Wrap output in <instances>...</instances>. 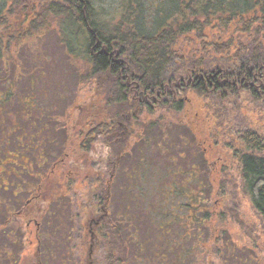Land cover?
Here are the masks:
<instances>
[{
    "label": "trees",
    "instance_id": "1",
    "mask_svg": "<svg viewBox=\"0 0 264 264\" xmlns=\"http://www.w3.org/2000/svg\"><path fill=\"white\" fill-rule=\"evenodd\" d=\"M101 1L104 0H0V61L3 64L11 61V70L16 76L21 66L13 61V54L21 52L31 38L36 41L56 29L58 33L54 36L64 49L67 61L72 64L80 61L85 65L83 74L79 73L80 79H89L91 85H98L107 96L106 105L112 108V114L106 117L97 111L86 125L99 130L98 134L110 147L107 159L112 158L114 162L127 160L129 156L132 158L135 153L132 149L130 154L128 141H122L123 130L120 127L114 130L112 121L115 118L131 117L135 126H144L145 129L150 116L159 114V122L164 123L168 115L183 112L190 101H200L201 107L212 117L222 120L215 124L224 138L222 140L228 141L234 131L238 140H233L231 147H235L237 141L243 146L241 150L233 151L238 163L237 190L249 198L264 225V0H159L149 18L145 12V0H122L119 15L112 17L97 5ZM13 13L18 15L17 24L11 17ZM3 64L0 72L8 71L7 64ZM36 72L33 76L39 74L38 70ZM66 116L67 112L61 116L60 124L65 125ZM226 123L228 128L223 126ZM209 137L212 142L216 141L215 132ZM137 139L132 144L141 155L144 150L141 145L145 148L151 144L148 141L141 143L143 138L139 134ZM118 141L120 143L115 144ZM72 146L70 141L67 150L73 151L75 147ZM88 151L87 146L82 149L83 153ZM153 151L163 155L166 147L158 144ZM90 156L81 154L82 169H93L95 160ZM205 157L206 154H202V158ZM144 159L141 157L139 161ZM98 168L102 181H105L111 172L116 176L118 166L116 164L113 168L106 162L105 167L99 165ZM61 169L51 173L36 204L45 205L52 215L63 209L61 201L69 199L73 227H66L64 231L63 221L56 227L68 234L65 242L69 237L75 239L82 220L77 199L82 185L75 180L82 176L63 166ZM191 175L194 176L193 173L185 176ZM190 179L179 184L183 198L189 197L186 185L192 181ZM200 180L196 181V190L203 193L207 188L206 194L210 196L214 191L209 187L210 178ZM224 180L227 177L222 182ZM102 181L100 184H104ZM101 190L96 194L97 209L101 206L108 209L106 187L101 186ZM136 201L137 198L134 203ZM199 204L200 201L196 203ZM134 212L132 208L131 213ZM193 212L203 214L199 225L210 224V211ZM170 220L171 217L156 223L158 231L164 230L158 233L162 244L158 247L162 253L157 251V256H162L163 264H185L191 260L190 252L181 249L182 253L169 258L174 247L169 245L170 241H163L164 233H167L165 229H171L166 225ZM152 221L157 222L150 218L149 222ZM51 226H54L52 221ZM243 228H246L245 224ZM97 230L100 243L96 241V247L103 245L106 252L113 255L106 258V264H126L130 248L122 239L121 225L107 217ZM222 233L216 238L230 240ZM235 247L245 252L244 248ZM219 252H222L221 247L217 248Z\"/></svg>",
    "mask_w": 264,
    "mask_h": 264
},
{
    "label": "rangeland",
    "instance_id": "2",
    "mask_svg": "<svg viewBox=\"0 0 264 264\" xmlns=\"http://www.w3.org/2000/svg\"><path fill=\"white\" fill-rule=\"evenodd\" d=\"M145 2V12L147 18H149L153 15L159 0H145ZM121 3L122 0H104L101 1V4L97 3V5L101 6L102 11H105L106 14L111 13L109 17H112L119 15ZM11 17L13 22L17 24L18 15L13 13ZM57 33L58 31L54 29L51 30V34L36 41L34 38L28 40L21 52L17 51L13 54V61L21 66L20 73L16 72L15 76V71L11 70L12 62L5 61L4 64H7L5 66L8 71H1L0 78L11 81V79L17 77L18 92L21 94L20 99H23L27 95L28 78L32 77L33 74H37L36 71L38 70L39 74L33 76L35 79L34 94L41 108L47 111V115L52 121L50 125L55 126L54 123H56L59 126L62 121L61 116L67 112L64 124L67 131L72 135L70 140L72 139L75 146L80 143V139L77 137L78 131H83V135H85L88 132L87 129L90 131L95 130L91 134L96 133V135L89 137L88 141L85 140L90 151L88 153L79 151L72 154L74 157L69 159L68 169L71 168L73 173L80 174L83 179L82 182H78L82 185L79 188L80 190L82 188V191L78 192L79 196H77L80 205L78 213L81 214L82 220L80 225L76 224V227L79 225V230L75 239H72L67 245L71 249H75L73 251L76 254L75 258L77 257V264H106V258L113 255L108 254L103 245L98 244L96 247L95 244L94 256H90L91 229L89 223L98 216L99 212L96 194L101 193V186L106 187V183L100 184L99 181L97 183L91 179L97 176L99 165L105 167V163H109L107 157L110 147L98 134L99 130L87 126L86 121L97 111L103 116L109 117L112 114V108L110 109L106 105L107 96L100 90L101 88L98 85H91L89 79L88 81L80 79L79 73L83 74L85 65L81 64L80 61L74 64L67 61L64 49L54 36ZM2 64V61H0V67ZM32 72L34 73L32 74ZM200 103L196 100L190 101L183 112L175 114V116L168 115L164 123L159 122V114L150 116L146 123L148 127L145 129L144 126H135L136 122L133 119L131 120V117L124 116L122 119L117 118L118 120H116L115 118L112 121L114 130L117 129L116 127L123 130V133L120 131L123 137L122 141H128V149L133 146L135 140H138V134L143 138L141 143L148 141L153 149L158 144L166 147L165 154L159 155L151 149L150 145L149 147L145 146V148L144 145H141L144 150L140 155L138 154L139 150L134 149L132 163L122 159L115 160L118 166L117 177L114 179L116 189L112 193L111 209L109 207V210L111 221H117L121 225L123 229L122 239L126 247L130 248L126 264H163L160 259L162 256L159 258L157 251L162 253V250H159L158 247V245L162 246L161 241L158 239V233L159 231L163 233L164 230L161 228L158 231L157 227L159 225L156 227V223L161 222L165 217L169 219L171 217L169 211L171 206L162 200L163 196L161 195L172 180L168 175L170 173L174 175L173 179L178 188L179 211L177 212L178 224L172 228L170 227L173 231V238L167 236L168 242H171L169 245L174 247L169 258L178 256L182 253L181 249H184L190 252L191 259L186 261L185 264H258V262L264 264L263 222L253 209L249 198L244 197L237 190L239 189L238 163L236 157L233 156V151L234 149L241 150L243 146L241 147L239 141H235V147H231L233 140H238L232 130V135L228 136V141L222 140L224 138L218 133L216 126L222 120L218 121L212 117V114L203 109L201 107L202 103ZM6 121L9 122L10 119L8 118ZM120 122H123L122 126L119 124ZM223 126L228 128L227 123ZM213 127L214 131H212ZM233 130L235 129L233 128ZM58 132L56 131L52 135L53 138L60 141L64 137ZM214 132L216 141L212 142L209 136ZM216 142L218 144H215ZM81 154H84V156L91 155L90 157L95 160V162H92L93 169L91 171H88L87 168L82 169L81 159L77 157ZM145 154L148 155L144 156ZM202 154H206V157L202 158ZM141 157L146 159L139 161ZM203 159H205L204 165L202 164ZM132 169L135 173L138 171L140 175H143L144 169H147L144 176L145 184L143 181L141 185V189L145 192L147 198L142 204V196H139V201L133 208L135 212L131 213V211V215L128 217L129 214L128 212L125 213L123 207V181L124 176L127 175L126 173H131ZM225 172L228 174L227 176H225ZM186 173L189 175L193 173L194 176H185ZM203 173L210 176L208 177V180L210 178L209 187L214 189L210 196H203L196 190V181L197 179L201 181L200 178ZM225 177H227V180L222 182ZM108 178L109 175L107 174L106 179L108 180ZM187 179L192 180L186 185L189 188L188 194L191 196L183 198L180 195L179 184ZM222 185H224L223 188H221ZM200 199L205 204L200 208V211H210L212 213L210 224L207 222V225L204 226L198 223L203 214L191 213L186 209L190 205L198 206L196 203ZM68 200L61 201L63 204L60 206L63 209H59L51 215L52 225H54L49 229L52 244H55L56 240L61 242V239L68 236L66 232L59 231L56 228L60 226L61 221L65 223V228L73 227L71 212L68 209L70 205ZM60 217H63V220H60ZM54 218L56 221H54ZM150 218L155 219L157 222H149ZM243 224L246 225L245 229ZM97 231L96 233H98ZM222 231V234H225L230 240L224 241L216 238ZM65 241V243H68V239ZM97 241L100 243V237ZM60 244L56 249L55 245H51L53 252L60 251ZM214 244L218 245L214 246ZM234 245L244 248L245 252H242V249L238 251ZM218 247H221L222 252L217 253ZM160 249L162 248L160 247ZM58 263V260L51 259L50 261V264ZM66 264H74V262L68 263L67 261Z\"/></svg>",
    "mask_w": 264,
    "mask_h": 264
},
{
    "label": "flooded vegetation",
    "instance_id": "3",
    "mask_svg": "<svg viewBox=\"0 0 264 264\" xmlns=\"http://www.w3.org/2000/svg\"><path fill=\"white\" fill-rule=\"evenodd\" d=\"M17 79L15 77L11 81H5L0 78V264H50L51 259L58 260V264H66L67 261L77 264L75 249L68 246L72 239L67 238L68 243H65L66 241L62 243L64 239H61V242L56 240L55 244H52L49 233L50 209L36 203H39V197L45 190L51 173L60 172L62 166L68 169L69 159L74 157L72 154L82 151L87 146L85 140L89 139V135L91 137L96 133L90 134L92 133L90 131L83 135V131H78L77 137L80 143L77 146L73 144L72 148L75 147V149L68 151L72 135L65 125L57 126L56 123H54L55 126L50 125L52 121L47 111L41 108L39 101L35 98L34 77L28 78L27 95L23 99H20ZM8 118L9 122L6 121ZM56 131H59L58 133L64 139L57 141V138H53L52 134ZM110 137H113V134ZM132 149H135L134 145L129 149L130 154ZM80 156L77 155L78 159ZM133 160L134 157L129 156L126 161L132 163ZM109 161L115 168L116 162L112 158ZM204 163L205 161L202 164ZM126 174L123 181V207L130 217V212L134 208L131 206L136 205L139 196H142V204L145 202L147 195L141 189L143 181L145 184V172L140 175L138 171L135 173L132 169L131 173ZM116 177L110 173L105 182L102 181V175L97 173V176L92 178L97 183L100 180L106 183L107 204L110 209L112 193L116 189L114 180ZM173 177V174L169 177L172 180L168 188L161 193L162 200L171 206L169 210L171 220L166 223L171 228L178 224L177 212L179 211V193ZM208 177L207 173L201 175L202 180ZM82 179L76 177L75 180L80 182ZM206 190L207 188L203 193L200 190L197 192L204 196L207 195ZM188 196L191 195L188 194ZM136 198L137 201L134 203ZM203 206L205 204L201 201L198 206L190 205L186 209L193 213V211H200ZM107 217L110 218L109 208L101 206L98 216L89 223L91 229L90 256H94V247L98 240L96 231ZM167 218L165 217L162 221ZM62 225L64 226L65 223L63 222ZM165 231L167 233H164L163 241L168 243L167 236L173 238V231L171 229L168 231L165 229ZM59 244L61 245L60 251L51 252L53 248L51 245H55L56 249ZM63 244H65L64 247Z\"/></svg>",
    "mask_w": 264,
    "mask_h": 264
}]
</instances>
